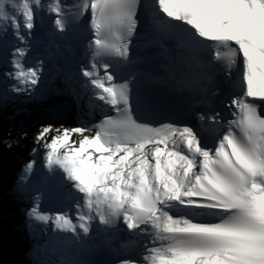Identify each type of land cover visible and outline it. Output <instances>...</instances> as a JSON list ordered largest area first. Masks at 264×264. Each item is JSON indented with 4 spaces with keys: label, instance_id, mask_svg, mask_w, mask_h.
I'll return each instance as SVG.
<instances>
[{
    "label": "snow or ice",
    "instance_id": "6c2138e0",
    "mask_svg": "<svg viewBox=\"0 0 264 264\" xmlns=\"http://www.w3.org/2000/svg\"><path fill=\"white\" fill-rule=\"evenodd\" d=\"M45 15L86 33V61L53 90L102 116L34 137L30 255L57 257L36 264H264V0H0L14 94L43 80ZM34 176L31 160L17 191ZM41 189L66 210L43 211Z\"/></svg>",
    "mask_w": 264,
    "mask_h": 264
},
{
    "label": "rangeland",
    "instance_id": "374dc122",
    "mask_svg": "<svg viewBox=\"0 0 264 264\" xmlns=\"http://www.w3.org/2000/svg\"><path fill=\"white\" fill-rule=\"evenodd\" d=\"M0 96H3L5 100L9 101H16L15 98H18L20 104V108L16 109L13 115H4L0 112V145L6 146L8 142L14 143L19 150L22 151L24 154V161H22V167L24 168L25 164L31 160L35 161V169H36V176L32 178L31 184L28 186V191L23 193L22 195L29 199V203L32 205V191L33 187H40L38 184V177L41 172L44 171V151L42 147H39L35 141L34 137L42 126L46 124H53L56 127H60L61 125H67L65 120L62 119L63 122L59 124L54 123L50 118H48L47 113L50 110V102L48 101L47 97L52 96L53 89L55 88L53 84H48L47 80H42L37 91L32 94H21L17 95L10 91L11 83L14 81H10L8 85H5L4 80L5 76L4 73L7 71V67L3 61H0ZM4 76V77H3ZM7 80V79H6ZM7 82V81H6ZM9 82V80H8ZM56 98L57 101H63L62 103L66 108L72 110L75 104H73L74 100H68L66 102L61 97L52 96ZM23 102L21 103V99ZM80 104L87 105L82 99ZM17 105V104H16ZM70 107L72 108H69ZM78 106V105H77ZM47 116V117H46ZM70 118V114L68 113ZM68 118V117H67ZM71 119V118H70ZM66 127V126H65ZM26 132L27 136L23 137L22 133ZM18 141V142H15ZM36 148L37 151L34 153L33 149ZM44 191L43 199L41 200V209L43 211H47L49 202L47 201L45 189H41ZM57 205V203H54ZM55 213V211H52ZM35 224V231L39 232L44 226L38 222H34ZM36 241L32 238L30 239V244L33 246ZM57 259L55 256L52 257H44L45 260L47 259Z\"/></svg>",
    "mask_w": 264,
    "mask_h": 264
},
{
    "label": "trees",
    "instance_id": "16d2710c",
    "mask_svg": "<svg viewBox=\"0 0 264 264\" xmlns=\"http://www.w3.org/2000/svg\"><path fill=\"white\" fill-rule=\"evenodd\" d=\"M15 100L4 99L0 103V112L13 115L20 108L18 98ZM24 159V154L14 143L11 147L0 145V264H36L37 259L45 260L43 254L39 257L30 255L33 237L25 213L32 205L17 191Z\"/></svg>",
    "mask_w": 264,
    "mask_h": 264
},
{
    "label": "bare ground",
    "instance_id": "6f19581e",
    "mask_svg": "<svg viewBox=\"0 0 264 264\" xmlns=\"http://www.w3.org/2000/svg\"><path fill=\"white\" fill-rule=\"evenodd\" d=\"M41 58L45 60V66H44V79L47 80L48 84H53L56 82V84H53L54 87L57 86V80H56V70H52V68H63L68 72H75L78 68L76 62L74 60H68L64 57L63 60H56L52 53L38 55ZM83 56V52L78 56L79 59ZM52 96H58L61 97L63 100L68 102V100H74L73 104L74 107L72 110H69L64 106L62 103L63 101H57L56 98H53ZM52 96H48L47 99L50 102V110L47 113L48 118H50L54 123L59 124L60 122H63L65 120L66 127H75L79 126L81 123L87 124L88 120H93L97 115L101 114V109L99 107L95 108L94 110H91L89 107V94L88 93H81L82 98L79 100L74 99V97L69 94L66 90H63L62 88L58 91H54L52 93ZM84 99L85 103L87 105L84 106V104H80V102ZM92 103L96 105H101L102 102L93 100ZM78 105V106H77ZM106 108V106H104ZM68 113L70 114V118L68 116ZM46 116V117H47ZM68 117V118H67ZM88 125V124H87ZM45 194L47 201L49 202L48 208L46 212L53 213L52 211L59 212L66 210L67 202L65 200V197L62 193L57 192L55 190H46ZM54 203H57V205H54ZM104 258V257H103Z\"/></svg>",
    "mask_w": 264,
    "mask_h": 264
}]
</instances>
